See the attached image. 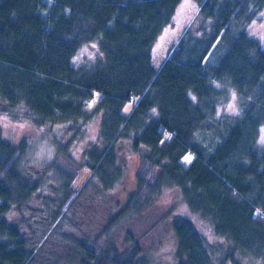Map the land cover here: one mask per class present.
Masks as SVG:
<instances>
[{
    "label": "trees",
    "instance_id": "1",
    "mask_svg": "<svg viewBox=\"0 0 264 264\" xmlns=\"http://www.w3.org/2000/svg\"><path fill=\"white\" fill-rule=\"evenodd\" d=\"M180 2L0 0V112L22 109L39 129L61 125L72 145L82 144L77 166L102 190L122 178L123 159L137 157L136 192L103 235L128 211L138 213L144 193L175 187L218 238L208 241L190 216L171 217L176 264H264V43L247 29L264 0H195L199 26L187 29L156 69L152 48ZM86 44L96 45V58L74 64ZM225 87L236 93V114L216 112ZM59 147L69 166L77 162ZM30 153L26 141L12 146L0 129V264H35L36 239L45 242L75 199V168L65 170L54 154L33 178L25 168ZM53 168L55 181L47 173ZM49 185L56 189L37 234L22 216L31 196L43 197ZM12 213L19 217L9 220ZM25 230L38 236L35 243ZM79 245L80 264H145L136 248L122 255L109 246L97 257Z\"/></svg>",
    "mask_w": 264,
    "mask_h": 264
},
{
    "label": "rangeland",
    "instance_id": "2",
    "mask_svg": "<svg viewBox=\"0 0 264 264\" xmlns=\"http://www.w3.org/2000/svg\"><path fill=\"white\" fill-rule=\"evenodd\" d=\"M197 3L195 0H181L175 9L171 23L162 30V33L155 41L152 48V63L156 69L164 61L170 48L179 40L180 36L188 29L194 30L199 23L195 18L197 13ZM258 19L247 26L249 33L264 43V11L258 14ZM193 21V22H192ZM192 22V23H191ZM191 24V25H190ZM98 54L95 44H86L79 48L73 63H90ZM227 97L217 104L216 112L219 114H236L238 112L237 96L231 87L224 88ZM131 104H126L123 113L127 114ZM38 128L34 126L25 116L22 109L0 112V129L2 137L12 146L22 144V140L27 142V147L31 151L30 156H26V169L31 170L32 177L35 178L43 171L42 166L49 162V158L54 154L58 157L56 164L70 170L75 168L76 178L71 184L75 193L72 192L73 201L67 203L63 217L55 224L49 226L45 231L46 239L40 245L39 238L32 237L25 230L24 235L30 243L31 240L38 241L33 246L36 249L35 256L38 258L35 264H80L83 252L80 243L93 248L97 257L101 251L112 246L117 253L123 255L124 250L131 252L137 249V258L145 264H176L174 250L176 247L175 237L171 231L169 219L176 215H187L192 217L198 229L209 241L218 240L216 236L198 223L196 216H192L183 199L175 187L163 186L157 193H144L136 206L138 213L131 210L119 219L112 228L102 234V229L116 216V214L126 205L128 198L137 189L135 171L138 168L136 156L125 158L126 172L121 179L108 189L101 188L97 181L89 180L90 170L87 167H79L81 143L71 144L69 133H64L61 125H52L50 129ZM63 146L65 154L70 160L77 162L71 166L66 158L58 156V150ZM60 159V160H59ZM190 155L187 154L181 159L182 164L188 165ZM49 170V169H48ZM48 178L55 181L58 178L59 170L50 169ZM36 174V175H35ZM44 176V175H43ZM87 181L85 189L80 190ZM56 185H49V190L33 194L28 201L26 210L22 217H28L32 229L37 234H43L40 226V219L45 218L42 208L46 209L45 199L49 200L50 191L56 189ZM49 192V193H48ZM77 197V198H76ZM99 200V202H98ZM54 207V206H53ZM50 207H47V213ZM19 217L17 213L8 215V219ZM18 219V218H16ZM51 219V218H49ZM45 219V221H49ZM27 224V223H26ZM50 225V224H49ZM33 243V242H32ZM39 247V248H38ZM243 264H260L258 260L247 259Z\"/></svg>",
    "mask_w": 264,
    "mask_h": 264
}]
</instances>
